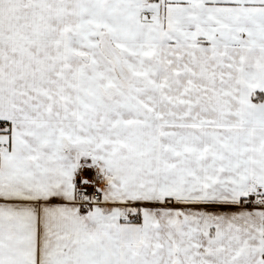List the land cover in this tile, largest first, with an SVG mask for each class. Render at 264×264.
I'll return each instance as SVG.
<instances>
[{
  "label": "snow or ice",
  "instance_id": "1",
  "mask_svg": "<svg viewBox=\"0 0 264 264\" xmlns=\"http://www.w3.org/2000/svg\"><path fill=\"white\" fill-rule=\"evenodd\" d=\"M0 264H264V0H0Z\"/></svg>",
  "mask_w": 264,
  "mask_h": 264
}]
</instances>
